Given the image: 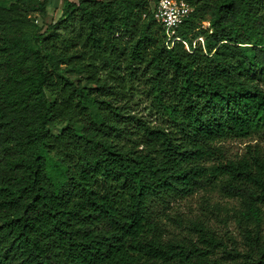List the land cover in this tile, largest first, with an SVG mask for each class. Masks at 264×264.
<instances>
[{
    "label": "trees",
    "instance_id": "1",
    "mask_svg": "<svg viewBox=\"0 0 264 264\" xmlns=\"http://www.w3.org/2000/svg\"><path fill=\"white\" fill-rule=\"evenodd\" d=\"M184 1L172 45L159 0L0 3V264H264V151L219 144L264 133V0ZM208 185L240 242L170 215Z\"/></svg>",
    "mask_w": 264,
    "mask_h": 264
},
{
    "label": "rangeland",
    "instance_id": "2",
    "mask_svg": "<svg viewBox=\"0 0 264 264\" xmlns=\"http://www.w3.org/2000/svg\"><path fill=\"white\" fill-rule=\"evenodd\" d=\"M15 0H0V3L9 6ZM63 13V0H51L47 7V16L42 17L38 13L36 22L45 30L49 24L56 22ZM204 26L208 27L209 22L204 21ZM203 41V39H202ZM137 108L148 113L147 100H137ZM154 120L155 115L148 114ZM58 131V129H55ZM223 147L228 157H239L246 150L248 145L258 144L264 151V133L255 135L253 138H226L219 142ZM239 200L234 197L225 195L218 186L208 185L201 188L192 195L178 198L173 201L169 213L171 216L179 215L184 220L202 218L212 224L221 234L227 233L234 236L240 242L241 236L239 233L236 217L234 213L240 210ZM168 212V211H167ZM174 228V226H173ZM177 230V229H176Z\"/></svg>",
    "mask_w": 264,
    "mask_h": 264
},
{
    "label": "built area",
    "instance_id": "3",
    "mask_svg": "<svg viewBox=\"0 0 264 264\" xmlns=\"http://www.w3.org/2000/svg\"><path fill=\"white\" fill-rule=\"evenodd\" d=\"M190 6L184 0H159L155 17L165 28L167 44L172 45L178 36V27L189 15Z\"/></svg>",
    "mask_w": 264,
    "mask_h": 264
}]
</instances>
